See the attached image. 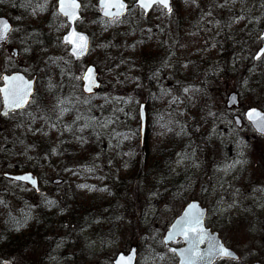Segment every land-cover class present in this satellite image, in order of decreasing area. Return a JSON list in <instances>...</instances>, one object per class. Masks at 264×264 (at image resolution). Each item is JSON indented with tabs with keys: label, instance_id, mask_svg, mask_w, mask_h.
I'll list each match as a JSON object with an SVG mask.
<instances>
[{
	"label": "rangeland",
	"instance_id": "obj_1",
	"mask_svg": "<svg viewBox=\"0 0 264 264\" xmlns=\"http://www.w3.org/2000/svg\"><path fill=\"white\" fill-rule=\"evenodd\" d=\"M180 1L183 5L177 4L175 0L170 15L164 16L161 10H154L150 22L147 23L136 18L140 14L138 9L133 7L129 14L132 19L138 20L136 27H133L128 19L111 23L112 26L126 27L122 29L121 34L125 39V31L139 32V40L146 43L145 50L148 52L146 56H141V50L137 48V56L125 63L130 65L127 71H120L117 75L121 64L119 54L117 61L105 60V57L100 58L94 52L78 61L69 56L68 49L58 39L59 32L63 30H56L60 21L51 13L56 0H50L47 10L37 15L32 14L33 9L45 0H18L20 6L17 10H20L17 12L8 5V0L0 3V9L7 10L4 15L9 17L14 25L8 44L0 46V75L14 70H20L30 76L38 74L40 85L37 95L49 103L47 114L53 120L56 114L51 109L53 94L47 91L49 78L60 86L56 94L73 98L72 111L75 110L77 115L84 117L89 111V116L107 123L106 127L95 124L99 133L96 137L99 139L86 136V143H76L77 135L73 136V132L64 131L65 126L71 124L68 120L72 111L58 122L63 135L60 131L49 130L40 119L31 125L33 128H44L49 133L46 136L48 146H39L37 153L44 159L48 158L50 168L41 166L40 173H36L41 184L37 191L28 184H19L10 179L5 181L0 176V201H4L5 205L0 206V242L5 240L2 234L15 228L13 218L24 220L26 216H30L21 228L24 229L36 222L42 225L43 215L55 213L56 217L50 216L53 224L46 226L44 232L37 231L25 247L15 251H11L14 248L9 249L3 257L8 264H113L115 256L120 251L127 252L133 244L138 246L137 264H177L176 257L165 246L163 236L172 219L192 199H198L209 207V223L219 230L223 240L238 253L239 260H220L216 264H253L257 260L264 264V191L260 190L264 189V136H259L249 123L244 122L242 127H237L233 120L234 115L243 117L244 111L249 107L264 110V60L255 64L250 60L261 45L258 39L246 41L243 38L242 26H249L251 23L245 20L233 24L231 28L226 27L241 7H244L249 19L264 16V9L260 7L264 0H244L243 3L238 2L235 6L225 8L216 6L223 3V0H212L211 7H208V11L212 12L211 16L193 13L184 0ZM84 3L92 6L84 10L83 29H92L97 1L84 0ZM248 9L252 14L248 13ZM181 15L184 16L183 21L180 20ZM162 21L170 24L171 34L174 31V38L171 35V39H175L177 32L181 31V47L184 46L187 50L172 49L170 39H164L163 35L162 40ZM36 24H40L42 28L49 24L51 26L49 30L43 29L44 31L39 33L35 29ZM151 24H158L156 31H148ZM199 24L201 29L203 28V34L193 36L188 29ZM177 27L179 30H175ZM233 31H237L236 34L241 32L236 35ZM35 34L40 40L35 41L32 38ZM94 35L97 36L95 45L99 44L98 49L102 48V38L97 33ZM209 35L210 39L204 43V39ZM249 36L253 35L248 34L246 38ZM153 37L158 42L156 47L151 48L153 44L149 41ZM116 38L117 33L108 37V43H114ZM236 39L245 42L243 48L246 51L241 50L236 57L231 56L230 60L221 62L219 69L212 72L213 74H207L203 80L198 78L197 88L184 76L186 52L204 43L206 52L216 55V40L226 46L227 42H238ZM163 43L165 49L162 48ZM186 44L192 46L188 47ZM213 44L215 46L211 47ZM25 48L29 51L25 52ZM14 49H17L16 56ZM93 51L96 52V49ZM130 54L131 50H125L124 56ZM170 55L174 58H170ZM49 57L63 59L58 60L57 64H52ZM65 60L68 61L67 64L64 63ZM166 61L167 67L164 66ZM90 62L97 65L103 87L97 92L99 95L93 96L90 102L85 104L83 101L89 98L82 93L80 79L75 77H80ZM157 69L160 70V75L153 78ZM248 70L259 74L260 76H256L259 79H251L249 82L246 75ZM245 80L248 81L247 86L243 83ZM186 87L189 88L187 94L183 91ZM234 91L240 95L239 106L229 108L228 96ZM76 97H79L80 103L75 102ZM174 99L175 103L172 102ZM141 102H147L151 124L146 142L149 164L144 173L137 177L132 174L125 157L131 156L127 146L136 133L138 107ZM196 106L202 109L196 111ZM1 108L0 100V110ZM28 111L39 116L35 107ZM160 115L164 118L166 116L164 125L167 127H162V123L157 126ZM21 119L28 122L27 115L22 117L17 114L12 119L0 117L1 164L6 162L7 142L12 138L14 127ZM183 122L188 126L184 131H192L195 124H203V141L199 144V149L197 147L193 152L187 149L178 151L173 145H169L170 141L164 143L169 137H175L176 130L168 131L169 126L173 124V128H177ZM27 127L28 123L23 131L30 133ZM52 148L58 149L59 157L51 154ZM168 148H173L166 158L171 160L172 165L169 166L168 175L160 177L158 173L161 171L152 170L153 158H158L160 153L166 152ZM106 153L118 156V162L115 163L117 167L112 160L103 158L107 156ZM184 153H194V158L185 160L178 166V154ZM75 154L81 155L75 157ZM93 154L104 155V160L97 158L96 161ZM85 155L93 157L86 159ZM236 160L246 163L236 164L235 168L227 173L217 170ZM194 163L199 164V167H194ZM112 167L117 168L115 173ZM63 170L68 172L67 177L62 173L58 174ZM0 172H5L1 166ZM55 178H61V181L54 183ZM105 180L108 181L106 184ZM80 185L87 187L82 188ZM98 186H103V191L99 192ZM114 188L117 191L115 201L110 198L108 192ZM237 189L239 193L236 192ZM93 193L103 197L101 209L97 214L93 212L83 215V218L79 217L82 220L77 219L71 210L74 198L76 195ZM49 200L55 204L49 205ZM67 213L69 216L66 219L64 216Z\"/></svg>",
	"mask_w": 264,
	"mask_h": 264
},
{
	"label": "snow or ice",
	"instance_id": "obj_2",
	"mask_svg": "<svg viewBox=\"0 0 264 264\" xmlns=\"http://www.w3.org/2000/svg\"><path fill=\"white\" fill-rule=\"evenodd\" d=\"M4 0H0V3H3ZM50 0H45L44 3L38 4L36 8L33 9V15H37L39 12H44L47 10ZM192 4H197V0H190ZM238 2L243 3L244 0H223V3H219L216 6L219 8H225L227 6H235ZM185 3H189V0H185ZM133 4L138 5L140 8L144 9L147 12L154 5L162 6V9L166 10L167 14H171L173 9L170 4V0H133ZM92 5L84 3V0H56V3L53 5V17L55 19H59L60 17L65 18L57 25V31L61 29H66L67 32L62 37H58L61 44L66 48H70V56L75 57L76 59H80L83 55L90 51V39L89 37L78 31V26L85 22L84 10ZM260 7L264 9V2L261 3ZM132 8V4L126 2V0H99V11L103 12L105 17L110 18V22L118 23L122 22L121 17L125 15V13L130 12ZM250 11V10H249ZM207 16H211L212 12L208 11L206 13ZM247 20L249 23L259 24L264 21V16L257 17L254 19H249L248 14L245 12L244 7H241L239 13L235 14L230 23L226 25V27L231 28L233 24H239L241 21ZM95 22V21H93ZM219 25V21L216 22ZM51 26V25H50ZM108 25H106L107 27ZM13 29L8 24L7 21L0 20V40H6L7 34L11 32ZM18 31V30H17ZM149 32L151 29L148 30ZM249 35H251L249 33ZM258 41L261 42V46L257 49L255 55L253 56L254 60L261 61L264 60V29L260 31L257 36ZM139 43H143L140 41ZM135 48V45L131 46ZM29 51L28 48H25V52ZM62 57H49V61L52 64H57L58 60H62ZM65 64L68 61H64ZM165 67L168 66L167 61L164 64ZM186 68L187 65H184ZM63 74V73H62ZM160 75V70L157 69L153 73V78H158ZM76 79H82L88 81V83L84 87V91L88 93H92L93 87H98L95 78V69L87 68L85 70V74L82 77H75ZM0 80L3 81V86L0 87V96L3 99V107L0 110V117L5 119H12L15 115L28 117V127L27 131L31 132L33 135L40 133L41 135L47 136L49 133L44 130V128H33L31 125L35 124L37 119H40L44 122L45 127L49 130L60 131L61 135H63V131L60 130L58 126V122L64 117L65 114L72 111L74 107L73 98L71 97H63L61 95L56 94L57 88L60 87L56 83L53 82L51 78L47 81V91L53 94V102L51 105L52 111L56 114L55 120L52 119L42 108H41V99L37 95V90H34L33 84L35 81L32 79H25L23 75L14 74V75H2L0 76ZM244 85L247 86L248 81H243ZM183 91L187 94L189 92V88H184ZM170 94V93H168ZM122 99V98H120ZM233 103L237 102V97L232 95L230 97ZM76 103H80L79 97L75 98ZM90 102V99H85L83 103L87 104ZM175 103V99L172 101ZM71 105V107H70ZM37 108L39 111V116L33 114L31 111H28L31 108ZM142 114V113H141ZM210 115H215L214 113H210ZM247 119L253 123V125L257 128V130L264 134V112L257 110L256 108H249L245 113ZM84 119L81 115H77L73 121V124L77 123ZM93 123L97 124L99 127H106V122L97 121L94 117L87 118V121L75 131L83 132L85 128L92 127ZM238 124L239 121L237 120ZM17 128L25 127L23 122L16 124ZM162 127H167L162 125ZM171 131V128L167 129ZM64 131L73 132V128L70 126H65ZM77 139L81 143H86L84 137L79 136ZM21 144L24 143L23 140L20 141ZM35 145H25V154L28 150L34 149ZM52 155H57L58 149H51ZM178 159L176 161L177 165H182L185 160H192L194 158V153L189 155L188 153L178 154ZM31 159V157H29ZM246 161L236 160L232 164H226L223 168H218V171H223L227 173L231 169H234L236 164H243ZM194 167H199V164L194 163ZM6 176L8 174H5ZM10 180L14 181H26L36 186V180L31 175H23V176H10L8 177ZM79 187H87L86 185H80ZM188 189H185L187 191ZM264 191V189H260ZM239 193V189L236 190ZM4 201H0V204H3ZM49 205L55 204L54 201H47ZM233 205H229L232 207ZM199 205L196 203H191L188 205V210H186L183 216L176 221L173 225V231L169 233V235L165 238L164 243L172 240L176 235L184 236L188 247L183 249L171 248L170 251L173 254L179 253L181 256L180 264H198V262L204 261L207 259L208 264H213L215 258L220 259H230V260H239V257L224 243L221 242L215 236H212L208 229L204 225L203 217L205 215L203 210H198ZM30 216H26L24 220H18L13 218L15 224V230L20 231L21 228L27 223V220L30 219ZM201 244H205L207 246L206 251L200 248ZM134 258V253L128 255L127 257L123 254L119 256V258L115 261V264H132ZM163 257H161L162 259ZM3 264H8L7 261L3 262Z\"/></svg>",
	"mask_w": 264,
	"mask_h": 264
},
{
	"label": "trees",
	"instance_id": "obj_3",
	"mask_svg": "<svg viewBox=\"0 0 264 264\" xmlns=\"http://www.w3.org/2000/svg\"><path fill=\"white\" fill-rule=\"evenodd\" d=\"M211 1L212 0H197V4L199 5L197 7L196 4H192L189 0V3H186V5L190 6V10L193 11V13H197L198 15H200V13H202V15H205L206 13H204L202 10H205L206 12H208V7H211ZM176 2H177V4L183 5V3L180 0H176ZM184 2H185V0H184ZM18 3H19L18 0H8V5L11 6V8L15 12L20 10V9L17 10V8L20 6V3L19 4ZM174 4H175V0H174ZM132 9H133V6L131 8V11H132ZM23 10H25V9H23ZM26 10H27V12L29 11L28 9H26ZM249 10L250 9H248V13L252 14V11L251 10L249 11ZM6 11H7L6 9L1 8L0 14H5ZM53 11H54V9L51 12L52 14H53ZM161 13L164 16L167 15L163 12H161ZM93 14H94V20H95L94 26L92 29H90L88 27V30H89L90 34L93 36L94 41L97 40V36H95L94 33H97L98 36L100 38H102V44H103V47L98 49L99 44L96 46L94 43L93 49L97 48L98 56L100 58L105 57L104 59L109 60V61H117L118 60V54L121 55V59H120L121 64H120V67L118 68V72H116V75L120 71H124V72L127 71V69L129 68L130 65L125 64V63L128 61V59L137 56V54L135 53L137 51V48H140V50H141L140 55L141 56H146V53H148L145 50L146 49V47H145L146 43L145 42L139 43L140 42V40H139L140 33L139 32L134 33L132 30L125 31V33H127L126 39H125L124 36L121 34H122V29H124L126 27H124L122 25H120V26L113 25L112 26V24H111L112 22H110V20H106V19L101 17L97 7H96L95 12ZM139 14H140V16H137L136 17L137 19L141 20L142 22L143 21L150 22L149 21L150 16H149V19L146 20L142 16L141 12H139ZM253 17H255V15ZM136 18L132 19L131 15L128 14L125 18H122L121 21L123 19H128L132 23L133 27H136V25L138 23L137 22L138 20L136 21ZM183 19H184V16L181 15L180 20L183 21ZM62 20H64V18L60 17L59 21L61 22ZM22 21H24V20H22ZM37 23H41V21H37ZM195 23H197V21H195ZM158 24H151V26L148 25L150 27L149 29L156 31ZM106 25H108V26L106 27ZM169 25L170 24L166 23L165 21L160 22V27H161L160 31H162L161 38L164 36L165 37L164 39H167V37H168L170 39V44L172 45V49L177 50V48L178 49L180 48L178 50V51H180L182 48V49L187 50V48H185L184 46L181 47V45L183 43L181 40V31L177 32V36L175 37V39H171L172 36L174 38V31L172 34L170 33ZM179 25H180V22H179ZM263 26H264V21H262L259 24L251 23V24H249V26H247V25L242 26L241 31L243 30V38L246 41L252 40V39L257 40L258 33L262 30ZM179 28H180V26H179ZM179 28L177 27L175 30H179ZM35 29H36V31H38L40 33V32H43L45 29L49 30L50 24L45 25L43 28L40 24H36ZM146 30H144V31H146ZM64 31L65 30L63 29L59 32V34H60L59 37L62 36V33ZM188 31H190V33L193 36H194V34L200 35V36H202V34H203V28L201 29V24L195 25L194 28H190V29H188ZM236 32L237 31H233V34H236ZM250 32H251V35H253V36H249L248 38H246ZM115 33H117V38L114 40V43H108V37H111ZM238 34H236V35H238ZM236 35L234 37L237 38ZM210 36L211 35H209V37H206L204 39V43L210 39ZM32 38L35 41L40 40V37L37 34H35V36H33ZM155 38H156V36H155ZM155 38L153 37L152 40L149 41V43L153 44L151 48L156 47V43L158 42V40H156L157 38L156 39ZM41 39H42V37H41ZM164 39L162 38V40H164ZM167 42H166V44H167ZM204 43L202 44L203 46L201 45L198 48H195L189 52H186V55L188 54V56L185 55L186 59H184L185 65H187V67L185 69V75L184 76H186V78H189V81L192 82L196 86V88H197L198 78L203 80L207 74H210V72L212 73V72L218 70L221 62L225 63L226 61L231 59V56H233V58L236 57L237 54L241 50L246 51L243 48L246 45L244 41H242V42L241 41H238V42H233V41L231 42L230 41V43L227 42L226 46H224V45H222L221 42L216 40L215 41V43H216V47H215L216 48V55H211L213 53H211V52L207 53L206 52V50H205L206 48L204 47L205 46ZM132 45H135V48H132L131 47ZM164 46H165V43H163V46H162L163 49H165ZM186 46L190 47L192 45L186 44ZM213 46H215V44H213L211 47H213ZM128 49L131 50L132 54H130L128 56H124L125 50H128ZM184 54H182V55H184ZM170 58H174V56H171ZM250 60L253 64L257 63L253 60V58H251ZM123 64H125V65H123ZM246 75L249 79V82H251V79H253V80L259 79V78H256V76H260L259 74L254 72V70H248ZM59 80H61V78ZM88 98L90 99L92 97H88ZM41 102L43 103L42 109L46 113H48V108L50 107V106H48L49 103L47 101H44L42 99V97H41ZM198 109L201 110L202 108H199V106H196L195 110L198 111ZM89 110L91 111V109H89ZM166 112H168V111H166ZM88 113H89V111L84 116V119H82L81 121H78L75 124H73V121H74L75 117L77 116L76 111L74 110V111L69 113V120L68 121L71 123L70 126L74 130L73 136L77 135V137L82 136L84 138L86 136H89V137L90 136H93V137L98 136L99 133H97V131H96L97 127L95 126V123H93L92 127L85 128L83 132L75 131L76 129L80 128L87 121V118L91 117L88 115ZM104 114H105V112H104ZM166 116H167V114H166ZM166 116H165V118L162 117L161 115L159 116L160 122H158L157 126H159L160 123H162V125H164L166 123V121H167ZM21 122H23L25 124V126L28 123L26 121H23L22 119H21V121H18V123H21ZM201 125H203V124L200 123V126H198V125L196 126V124H195L192 131H184L188 128V126L185 124V122H183L181 125H178L177 128H173V124H172L169 126V128L176 130V133L174 134L175 137L173 139H171V137H169V139H166L164 143H167L170 141L169 145H173V147L178 151H180L181 149H187L188 151L193 152V151L197 150V147L199 149V144H201V142L203 141L201 139V133H202V129H204V127ZM24 128L25 127H23V128L14 127L12 138L10 139V141L7 142L8 144H7L6 151H5V154L7 157L6 162L2 163V164L0 163V166L3 168L4 171L11 170L13 172H16V171H21V170H32L34 172H39L41 166L49 165L48 158L46 157V159H44V158L38 156V153H37L39 146L40 147L41 146H45V147L48 146V139L46 138V136L41 135L40 133H37L35 135H33L31 132L26 133L23 131ZM36 128L38 129L39 126ZM150 128H151V126H150ZM151 130L152 129H150V132H151ZM77 137H75V138H77ZM133 137H135V141L133 142L131 140V143L128 144V146H127L128 151H130L133 154V157L128 159V163H129L128 165L131 168L130 170L132 171V174L138 177V175H141L144 173V171H145V169H147L149 163L147 164L148 156L147 155H146V157L143 156V154L141 153L142 150L139 151L140 149H139V144L137 142V135H134ZM96 138L99 139V137H96ZM21 140L24 141L23 144L20 143ZM162 141H164V140H161V142ZM76 143H81V142L78 140ZM132 144L134 145L133 149H132ZM25 145H35L36 147L34 149L28 150L27 153L25 154ZM161 146L163 149L164 144H162ZM48 149H49V147H48ZM172 149L173 148H168V150L166 152L162 151L161 153L158 151L160 153L159 157L156 158L157 156H155L153 158L154 162H152V170L154 172L161 171V173H158L160 175V177L167 176L168 173L170 172L169 166L172 165V163L170 164L171 160H167L166 158H168V156H169L167 153L171 152ZM97 152H98V149L96 150V153ZM158 152H157V155L159 154ZM80 155L81 154H75L74 156L77 157ZM134 155H136V157H134ZM174 155H176V154H174ZM53 156L59 157L60 155L58 154V155H53ZM29 157H31V159H29ZM87 157H91V155H85L84 156V158L88 159ZM48 167L50 168V166H48ZM115 172H116V170L113 171V173H115ZM0 173H1L0 174L1 179L6 181L7 179L4 178L2 172H0ZM61 173L64 177L65 176L67 177L68 172L66 170H63V172H59L58 174H61ZM119 175H121V174H119ZM107 182L108 181L105 180L104 184H106ZM109 182H111V181L109 180ZM163 182L166 183L165 181H163ZM100 190L103 191V186H98V191L100 192ZM94 192H96V191L94 190ZM108 192H109L110 198L114 199V201H115V198L117 195L116 189L114 188L113 190L108 191ZM102 200H103V197H101V195L97 196V194H94V193L92 195L85 194L84 196L76 195V197L74 198V201L72 202L73 207L71 208V210L73 211V215H75V217L78 219L79 217L83 218L82 217L83 215L85 216L87 214H92L93 212L97 214L98 211L101 209L100 203L101 202L103 203ZM0 206L4 207L5 205L0 204ZM71 210L68 209L69 212ZM55 215H56L55 213L52 215L49 214L47 216L43 215L42 217L44 218V220H43L42 225H40L41 224L40 222H36V224H31V225L28 224L29 226L27 228L21 229V231L16 232V230L14 228L13 230H10L7 233L2 234L5 237V240L3 242H0V243H2V245L0 246V259H1L0 264H3V262H5L3 260V257L6 255L7 251H10L9 249L14 248L11 251H15V250H18L19 248H21L22 246L25 247L27 244H29V242L31 241V238L37 233V231H41V232L43 231L44 232L45 227L48 226L49 224H51L50 216L56 217ZM68 216L69 215L67 213V214H65L64 218L67 219ZM80 220H82V219H80ZM52 222H53V220H52Z\"/></svg>",
	"mask_w": 264,
	"mask_h": 264
},
{
	"label": "water",
	"instance_id": "obj_4",
	"mask_svg": "<svg viewBox=\"0 0 264 264\" xmlns=\"http://www.w3.org/2000/svg\"><path fill=\"white\" fill-rule=\"evenodd\" d=\"M126 2H127V1H126ZM127 3H128V2H127ZM170 4H171V0H170ZM98 5H99V0H98ZM134 5L137 6V7H139V6L136 5V4H134ZM154 6H155V5H154ZM154 6H153L152 8H150L147 12H145L144 9H142V8H140V7H139V8L143 11L144 16H147V15L152 11V9L154 8ZM161 7H162V6H161ZM171 7H172V6H171ZM101 14H102V16H104V15H103V12H101ZM126 14H127V13H125V15H126ZM104 17H105V16H104ZM105 18H108V17H105ZM0 20L7 21L8 24L11 26V28H13L12 22L9 20V18H7V17H5V16H0ZM263 29H264V28H263ZM77 30L80 31V32H82V33H84V34H86V35L89 37V39H90V36H89V34H88L87 32L82 31V30H79V29H77ZM65 34H66V33H65ZM9 35H10V32L7 34V39H6V40H0V45H2V44H6V43L8 42ZM260 46H261V45H260ZM69 53H70V48H69ZM87 54H88V52H87L85 55H87ZM14 55H15V56L17 55V49H14ZM85 55H83V56H85ZM254 55H255V54H254ZM83 56H82V57H83ZM73 58L76 59L75 57H73ZM255 61H257V60H255ZM87 68H94V69H95V78H96V83L98 84V87H93V90H92V93H93V92L95 91L96 88H99V86H100V82H99L98 79H97L96 66L93 65V64H91V65H88V66L86 67V69H87ZM86 69H85V70H86ZM14 74H20V75H23L25 79H32L33 81H35V83L33 84V88H34V90H35V87H36V80H37V76H36V75H34L33 77L29 78L27 75H25V73H23V72H21V71H12V72H10V73H8V72H4V73L1 74V76H2V75H14ZM84 74H85V71H84V73H83L82 76H84ZM82 81H83L82 89H83V91H84V87H85V85L88 83V81H86V80H82ZM2 86H3V81L1 80L0 87H2ZM84 92H85L86 94H91V93H88V92H86V91H84ZM232 95H235V96L237 97V102H236V103H233V102L231 101L230 97H231ZM0 98H1V104H2V107H3V99H2V96H0ZM238 105H239V95H238V93H237V92H232V93H230L229 96H228L227 106H228L229 108H231V107H233V106H238ZM250 108H256L257 110H259V111H261V112H264V111H262L261 109H259V108H257V107H250ZM248 109H249V108H248ZM248 109L245 111V113L248 111ZM1 110H2V108H1ZM141 113H142V114H141ZM244 116H245V119L251 124V126L253 127V129L255 130V132L258 133V134H261V133L257 130V128L253 125V123H251V122L247 119V116H246L245 114H244ZM139 118H140V134H141V140H140V142H141V144L143 145L144 142H145L146 131H147V111H146V103H141L140 106H139ZM237 120L239 121L238 124L236 123ZM234 121H235V123H236V125H237L238 127L242 126V124H243V120H242V118H241L240 116H238V115H235V116H234ZM262 135H264V134H262ZM23 175H31V176L36 180V182H37V183H36V186H35L34 188H35V189H38V187H39V181H38V178H37V177H34L33 174L30 173V172H25V173H20V174H9V173H8V175H7V176L5 175V176H6V177H10V176H23ZM55 181L58 182V181H60V180H55ZM21 182H26V181H21ZM26 183H29V182H26ZM29 184H31V183H29ZM31 185H32V184H31ZM32 186H33V185H32ZM191 203H196V204H198V205H199V209H198V210H203V211H204V213H205V215H204V217H203L204 225H205V227L208 229L209 233H210L212 236L217 237L218 239L221 240L222 243H224L223 240H222V238L220 237L218 231H212V229H211L210 227H207V226H206V224H205V217H206V214H207V212H208V209H207V207H204V206H203L198 200H191V201H189V202L183 207L182 211H181V212H180V213H179V214L173 219V221L170 223L169 228H168L167 231L165 232V235H164V238H163V242L165 241V238L169 235V233L173 231V225L176 223L177 220H179V219L183 216L184 212H185L186 210H188V205L191 204ZM179 239H182V241L184 242V244L181 245V246H170V249H171V248L183 249V248L188 247V244H187V242H186L184 236H182V235H176V236H174V238H173L172 240L168 241V242L165 243V244H166L167 246H169L170 244L176 243ZM224 244H225V243H224ZM225 245H226V244H225ZM200 248H201L202 250L206 251L207 246H206L205 244H201V245H200ZM229 248H230V247H229ZM230 249H231V250H232V251L238 256V254H237V252H236L235 250H233L232 248H230ZM133 253H134V258H133L132 264H137V259H138V246H137L136 244H134V245L130 248L129 252H127V253H125V252H119V253L115 256V258H114V260H113V264H115V261L119 258V256H120L121 254H123V255H125V256L127 257L128 255L133 254ZM175 256L177 257V264H180L181 256L179 255V253L175 254ZM218 259H219V258H215L214 261H213V264H214ZM198 264H208V261H207V259H205L204 261L198 262ZM254 264H261V263L256 262V263H254Z\"/></svg>",
	"mask_w": 264,
	"mask_h": 264
},
{
	"label": "flooded vegetation",
	"instance_id": "obj_5",
	"mask_svg": "<svg viewBox=\"0 0 264 264\" xmlns=\"http://www.w3.org/2000/svg\"><path fill=\"white\" fill-rule=\"evenodd\" d=\"M263 137V136H262ZM232 160V159H231ZM206 206V205H205ZM208 207V206H207ZM209 215H210V213H209ZM209 215L208 216H206V224L210 227V228H212L213 230H215L216 228H214V226L213 225H211L210 223H209V221H208V217H209ZM183 243H182V241H178V243H177V245H182Z\"/></svg>",
	"mask_w": 264,
	"mask_h": 264
}]
</instances>
